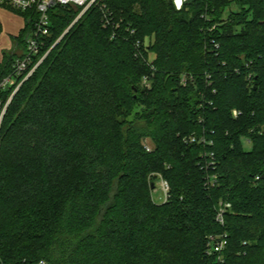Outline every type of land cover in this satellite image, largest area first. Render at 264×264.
Here are the masks:
<instances>
[{
  "label": "trees",
  "instance_id": "1",
  "mask_svg": "<svg viewBox=\"0 0 264 264\" xmlns=\"http://www.w3.org/2000/svg\"><path fill=\"white\" fill-rule=\"evenodd\" d=\"M81 12L50 11L28 71L45 58L0 126V264H217L206 250L223 232L224 264H264V0H189L181 10L173 0H98L76 21ZM15 13L25 27L0 82L33 32L35 16ZM193 134L214 144H186ZM210 151L218 179L207 188ZM157 173L171 187L163 204L151 196ZM221 202L231 204L224 226Z\"/></svg>",
  "mask_w": 264,
  "mask_h": 264
},
{
  "label": "built area",
  "instance_id": "2",
  "mask_svg": "<svg viewBox=\"0 0 264 264\" xmlns=\"http://www.w3.org/2000/svg\"><path fill=\"white\" fill-rule=\"evenodd\" d=\"M189 0H173L175 7L177 10H181L184 7V4ZM98 4V0H0V6L7 8L14 12H20V13H31L35 16V21L33 23V32L27 39V46H26V52L23 57H17L12 65V72L9 76L5 77L0 82V126L3 120V117L6 113V110L15 95V93L18 91L22 83L27 80L36 70V68L40 65V63L43 61L45 57H43L33 68H31L29 71V67L32 65V63L35 60V57L39 54L41 50V46L43 42L41 41L42 38L47 37L50 35L51 31V20H50V11L53 10L57 6H73L82 8V12L76 19V21L85 14L93 5ZM104 7H102L103 10ZM104 27L112 26L110 23V20L107 16V13L104 12ZM134 34V30L131 31V35ZM136 58H143L142 54V47L144 46L143 42L140 40H137L135 43ZM218 47V45H216ZM151 65V69L154 70V67L152 66V61L148 62ZM23 80L18 83V80L23 77ZM253 75L250 74L248 76L249 81H251ZM190 80H193V78L190 76ZM182 85L185 87L188 84V77L187 75L182 76ZM16 88L12 95L9 97L6 103L3 102L1 99V94L6 91L8 88L15 86ZM142 87L146 89H151L152 86V80L149 76H144L141 83ZM241 114V112L234 110L233 116L236 118ZM184 142L186 144H201L207 147H210L214 144L213 140L210 139L206 135H190L186 138H184ZM146 150L148 152H151L152 149L148 145H144ZM205 164L202 163V169L206 171V187L212 188L216 185L217 182V175L213 173H209L210 168L215 167V154L214 152H206L205 153ZM154 177L156 178V181L154 183V188H152V193H156L159 189L161 192L160 197V204L166 203L171 198V187L169 182L166 180V178L160 174H154ZM256 180H259V177L256 178ZM156 183L158 186L156 187ZM153 200V197H152ZM154 201V200H153ZM155 202V201H154ZM156 203V202H155ZM158 204V203H157ZM231 207L230 203H223L221 202L219 204V207L216 211V221L221 225H225V215L229 208ZM229 245V237L227 232H223L220 234H216L209 237V244L206 250L207 256H214L217 259V264H224V253L226 252ZM32 264H47L45 260H39Z\"/></svg>",
  "mask_w": 264,
  "mask_h": 264
},
{
  "label": "rangeland",
  "instance_id": "3",
  "mask_svg": "<svg viewBox=\"0 0 264 264\" xmlns=\"http://www.w3.org/2000/svg\"><path fill=\"white\" fill-rule=\"evenodd\" d=\"M232 8L234 9V11L238 10V8L235 5H233ZM1 17L5 18L6 26H4V24L2 23ZM0 23L2 25V32L0 34V59H1L2 53L4 51L11 50L13 46V41L20 37L21 32L25 27V20L23 16H21L20 14H17L3 7L2 11H0ZM139 109L140 108H138V110ZM141 141H142V144L148 145L152 149V151L155 149V144L151 138L144 137ZM245 148L249 150L251 148V145L249 143H246ZM151 176H153V173L152 175L149 176V178H151ZM157 186L158 184L156 183V187ZM152 197L156 203L158 204L161 203L160 201L161 192L159 191V189L156 193L152 194Z\"/></svg>",
  "mask_w": 264,
  "mask_h": 264
},
{
  "label": "crops",
  "instance_id": "4",
  "mask_svg": "<svg viewBox=\"0 0 264 264\" xmlns=\"http://www.w3.org/2000/svg\"><path fill=\"white\" fill-rule=\"evenodd\" d=\"M2 8L3 7L0 6V11H2ZM1 20H2V23L4 24V26H6L5 18L1 17ZM13 50H14V46H12L11 50H9V51H13ZM4 52H8V51H4ZM4 52L1 55L0 63L3 61V54H4Z\"/></svg>",
  "mask_w": 264,
  "mask_h": 264
},
{
  "label": "water",
  "instance_id": "5",
  "mask_svg": "<svg viewBox=\"0 0 264 264\" xmlns=\"http://www.w3.org/2000/svg\"><path fill=\"white\" fill-rule=\"evenodd\" d=\"M152 188H154V184L152 185Z\"/></svg>",
  "mask_w": 264,
  "mask_h": 264
}]
</instances>
